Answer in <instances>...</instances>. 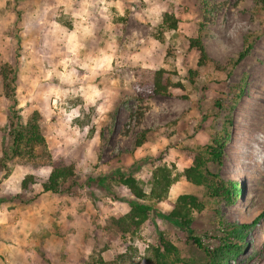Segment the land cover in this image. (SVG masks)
Segmentation results:
<instances>
[{
  "label": "rangeland",
  "instance_id": "obj_1",
  "mask_svg": "<svg viewBox=\"0 0 264 264\" xmlns=\"http://www.w3.org/2000/svg\"><path fill=\"white\" fill-rule=\"evenodd\" d=\"M166 13L178 20L176 30H160ZM203 14L209 20L201 29ZM198 36L209 58L201 67L189 47ZM246 40L252 49L233 67ZM5 63L15 94L13 101L4 95L0 71V159L10 143V112L25 121L38 111L51 156L73 164L79 181L72 194L42 193L49 167L5 162L0 264H151V223L133 236L104 231L107 218L126 214L133 200L116 173L144 181L156 165L181 172L228 118L233 126L218 172L237 182L241 194L233 202L207 199L203 187L182 177L159 211L166 215L179 195L197 196L205 208L193 213L191 236L208 249L218 244L221 227L249 224L264 213V0H0V68ZM159 68L184 89L146 100L138 126L139 78ZM239 89L243 96L234 103ZM136 138L144 139L139 148ZM27 174L35 177L33 195L21 194ZM89 178H105L106 187ZM150 219L178 249V264L205 261L187 230L153 213ZM243 242L226 264H264L263 216ZM122 254L127 257L119 259Z\"/></svg>",
  "mask_w": 264,
  "mask_h": 264
},
{
  "label": "trees",
  "instance_id": "obj_2",
  "mask_svg": "<svg viewBox=\"0 0 264 264\" xmlns=\"http://www.w3.org/2000/svg\"><path fill=\"white\" fill-rule=\"evenodd\" d=\"M203 20L200 25L201 29L204 28L206 20H209L208 16L203 14ZM177 24L178 20L173 15L166 13L160 30H176ZM160 33L161 36L158 39L162 42V32ZM189 47L195 49L199 54L197 66L201 67L209 60L200 36L189 39ZM251 49L252 43L246 40L242 51L232 61L231 65L235 67L239 64L250 53ZM0 71L4 95L7 99L13 101L15 94L13 69L9 64L5 63L1 66ZM172 74L170 70L159 68L140 76L136 88L138 108L135 114L138 126L144 120L146 109L144 102L146 100L156 96L169 95L170 89L173 88L184 89L181 83L172 82ZM190 74L193 75L195 73L191 72ZM242 96V89H239L234 103L240 100ZM215 105L219 109L222 107L219 102ZM39 121L40 114L38 111H33L25 121L15 111L10 112L8 118L10 143L7 149L3 151V156L0 159V168H6L5 162L18 159L31 161L39 166H47L50 168V172L46 181L41 184V192L72 194L77 188L79 181L76 168L73 164H66L62 158L55 159L51 156ZM232 126V120L228 118L210 144L200 147L189 154L192 164L181 172L173 173L175 170L173 166L156 165L151 167L150 174H146L144 181H141L134 173L124 174L117 172L116 183L124 187L133 200L128 201L129 211L126 214L111 215L107 218L104 224V231L112 236L117 234L133 236L138 234L148 223H151L153 229L147 235L149 240L147 261L151 264H178L182 262L178 255V249L164 237L162 228L150 219V214L153 213L190 233V239L205 253V261L202 264H226L229 260L240 255L244 250L243 241L246 233L256 226L259 219L262 216L264 217V213L257 216L249 224L233 223L225 228L221 227L223 234L218 244L214 248L208 249L202 247L199 238L191 236L192 230L190 226L193 222V213L202 212L205 208V203L198 199L197 196L189 193L179 195L174 203L168 202L171 209L166 215H162L159 211V206L166 201L170 187L182 177L191 185L203 187L207 199L225 200L228 202L236 200L241 194L242 188L237 182L224 180L218 172L226 156V146L230 140ZM142 136L143 134H141ZM143 143L144 139L136 138L134 146L139 148ZM88 180L104 188L106 187L107 180L105 178H89ZM145 183L150 188L148 193L144 190ZM34 184V175L27 174L20 182L21 194L33 195ZM126 257L127 254H122L119 259ZM98 264L105 263L99 261ZM111 264L116 263L112 262Z\"/></svg>",
  "mask_w": 264,
  "mask_h": 264
}]
</instances>
